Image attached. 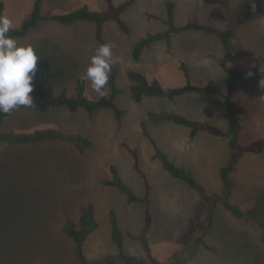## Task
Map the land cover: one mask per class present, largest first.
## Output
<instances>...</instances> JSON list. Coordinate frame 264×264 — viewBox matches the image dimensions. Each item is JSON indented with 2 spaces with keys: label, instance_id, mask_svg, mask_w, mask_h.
Listing matches in <instances>:
<instances>
[{
  "label": "rangeland",
  "instance_id": "obj_1",
  "mask_svg": "<svg viewBox=\"0 0 264 264\" xmlns=\"http://www.w3.org/2000/svg\"><path fill=\"white\" fill-rule=\"evenodd\" d=\"M36 0H0L3 16L17 29L29 18ZM131 0H112L114 7ZM246 0H132L122 18L130 34L121 31L115 21L102 24L99 39L97 25L77 21L64 25L41 20L23 38L21 46H32L41 58L34 80V103L39 90L53 87L57 97H73L96 49L102 44L114 45L112 66L117 68V88L122 93L115 105L124 112L118 120L112 110L94 114L86 110L71 113L63 107L27 110L19 107L11 112L0 133H34L58 130L79 134L88 139L89 147L81 148L70 141L55 139L38 144H9L0 141V264H80L73 238L65 233L68 221H81L88 205L93 204L98 228L86 239L83 252L91 264H101L119 254L113 241L110 215L113 211L124 233L123 251L127 256L149 260V254L138 239L146 226L145 206L130 203L127 196L106 182L111 179V166L117 168L122 181L139 197L145 190L141 178L133 170L130 154L122 143L139 150L140 166L151 185L152 222L147 240L150 254L157 264L179 257L180 264H264V228L248 216L236 218L222 201L225 187L221 171L230 161L228 141L198 138L190 153L182 155L165 146L188 142V130L176 129L158 137L163 130L158 118L164 113L178 114L191 121L209 122L224 132L229 131L225 99L214 93H188L173 101L145 97L141 103L132 98V82L127 74L139 71L163 86L178 88L187 84L181 65L186 64L192 84L215 87L226 93L230 75L221 67L224 55L223 34L227 32L231 14H238ZM173 3L176 28L188 23L208 26L215 33L187 31L171 33L170 41L162 40L143 50L134 61L136 45L148 35L169 30L167 5ZM93 12H108L107 0H44L42 15L68 14L82 7ZM234 54L228 63L232 71H246L264 63V6L236 22L233 31ZM261 78L253 75L238 83L233 91L237 108L235 119L242 127L236 135L241 146L264 139V91L258 87ZM108 95H110L109 83ZM86 95L98 100L86 81ZM215 109L214 111L212 109ZM246 108L247 113L241 109ZM149 113L157 118H150ZM145 122L159 151L177 166L190 171L208 196L220 197L210 202L212 225L204 245L189 248L188 238L193 221L205 202L197 191L177 180L154 158L156 149L144 136ZM190 130V129H189ZM161 145V147L159 146ZM164 152V153H165ZM227 201L244 212L257 208L264 200V150L261 154H244L229 176ZM186 243L185 245L183 244Z\"/></svg>",
  "mask_w": 264,
  "mask_h": 264
},
{
  "label": "trees",
  "instance_id": "obj_2",
  "mask_svg": "<svg viewBox=\"0 0 264 264\" xmlns=\"http://www.w3.org/2000/svg\"><path fill=\"white\" fill-rule=\"evenodd\" d=\"M44 0H36L33 6V10L29 16V18L22 24L20 28L11 29L8 33L13 39L23 38L32 30L35 29L38 25V22L41 20H51L58 21L64 25H72L77 21H86L92 22L97 25V32L99 39L102 37V24L107 21H115L122 32L125 34H130L131 30L129 25L122 18L123 14L130 8L132 5V0L127 1L120 6L114 7L112 5V0H107L110 5L109 11L100 13L93 12L88 9V7L84 6L80 10L62 14V15H53L49 17H44L42 15V4ZM256 3V11L252 10V0H246L244 8L238 14H231V19L229 26L227 28V32L223 34V45H224V55L220 61L221 67L223 70L230 75V82L228 83V90L226 93L221 92L215 87H201L198 85H194L191 83L189 71L187 69L186 64L181 65V70L185 73L187 78V84L178 87V88H169L163 86L157 79L150 80L148 77L139 71H129L127 76L129 80L132 82L131 94L132 98L136 103H141L145 97L148 98H166L168 100L173 101L176 98L182 97L188 93H214L221 97H223L227 103L228 108V121H229V131L224 132L220 130L218 127L212 125L209 122H197L191 121L186 117H183L178 114L172 113H164L160 115L158 118L164 121H171L177 125L185 126L191 129V137L194 138L198 132L204 131L209 134L228 138L229 145L231 148V156L230 161L226 167H224L221 171V179L223 181L225 187L224 197L222 199L225 208L233 214L236 218H244L248 216L251 220L258 223L261 227L264 228V200L263 202L255 209L249 210L248 212H244L240 207L231 205L227 198L230 195V181L229 176L236 169V166L240 160V158L245 153L253 152L256 154H261L264 150V139H260L254 141L253 143L241 146L238 144L236 140V135L238 131L242 129L241 125L237 123L235 119L236 106L233 101V91L238 83L246 76L248 71H252L254 75L258 78H262L264 74L259 72L257 67L246 70V71H232L231 68L228 67L229 61L232 59L234 54V46H233V31L236 27V22L240 21L246 15H250L254 12H257L259 8L264 6V0H255ZM174 8L175 5L173 3H169L167 5V14L168 20L167 24L169 30L162 33H157L153 35H148L146 38H143L136 45L133 51V59L134 61H139L143 50L152 46L154 43L166 40L170 41L171 33H181V32H189V31H197L202 33H215L216 31L208 26H204L197 23H188L183 27L176 28L173 25L174 22ZM4 12V4L0 2V16H3ZM118 76V70L115 67H111V72L109 76V87H110V95H105L103 97L100 96L98 100H90L86 95V80L79 79L77 82L76 93L73 97H57L55 95L54 89L50 85H45L39 90L38 98L39 100L34 103L33 106H21L23 109L27 110H41L48 107H63L69 110L71 113H76L79 110H86L89 114H94L99 110L108 109L112 110L116 115L117 119L120 120L124 112L118 109L114 103L115 98L119 96L122 91L117 88L116 79ZM242 112L247 113L248 110L246 108L241 109ZM11 113L5 114L0 113V129L3 121L10 116ZM156 114L149 113V117H155ZM142 128V132L144 136L150 141L151 145L156 149L154 158L161 161L165 170H167L172 177L179 179L186 183L189 187L194 189L199 193L203 201L205 202L204 207L202 208L200 214L194 218L193 221V231L191 232L188 241L189 243L183 244L188 246L189 248H194L197 245H204V238L209 231V228L212 225L211 213L212 208L209 203L216 202L220 200V197L216 196H208L205 193L204 188L197 182L192 173L184 168H181L175 165L164 153L159 151L157 148L156 142L151 135V132L148 129V126L145 122H141L140 124ZM65 140L78 144L81 148L89 147L90 142L88 139L82 137L79 134H65L58 130H38L34 133H0V141H4L9 144H38L43 143L50 140ZM121 146L130 154L133 161V170L135 173L141 178L144 184L145 195L144 197L139 198L134 191L126 185L122 179L120 178L117 168L115 166H111V174L112 177L109 179L106 184L111 185L115 188H118L119 191L123 192L130 203L141 202L145 206V218H146V226L144 228L143 233L140 237H136V235H131L133 239H138L141 242V245L149 254V260L139 258L137 256H127L124 251V233L122 232L119 221L116 214L112 211L110 215V223L112 227L113 241L119 250V254L111 259L106 260L101 264H157L150 254V248L148 245L147 235L149 231V227L152 222L151 218V207H150V192L151 185L148 182L147 176L142 170L140 166V156L139 150L136 148H131L127 144L122 143ZM95 209L94 205H88L85 213L78 223L74 221H68L66 226L65 233L68 234L71 238L74 239L76 248L75 254L80 262V264H91L89 263L84 255L83 246L87 239V237L94 232L98 228V223L95 219ZM178 256L174 257L171 261L173 264H180L179 257H182L183 260L188 257L184 251L177 254Z\"/></svg>",
  "mask_w": 264,
  "mask_h": 264
},
{
  "label": "clouds",
  "instance_id": "obj_3",
  "mask_svg": "<svg viewBox=\"0 0 264 264\" xmlns=\"http://www.w3.org/2000/svg\"><path fill=\"white\" fill-rule=\"evenodd\" d=\"M252 10L256 11L255 0ZM12 21L7 16H0V113H11L21 106L34 105V80L41 59L32 46H21L8 35ZM112 44L100 45L91 57L82 79L89 82L92 90L103 97L108 93V82L113 63ZM259 72L264 74V63L259 65ZM252 71L245 78H251ZM258 87L264 91V76ZM264 99V95L260 97Z\"/></svg>",
  "mask_w": 264,
  "mask_h": 264
},
{
  "label": "crops",
  "instance_id": "obj_4",
  "mask_svg": "<svg viewBox=\"0 0 264 264\" xmlns=\"http://www.w3.org/2000/svg\"><path fill=\"white\" fill-rule=\"evenodd\" d=\"M195 85V84H194ZM213 111L215 110L214 108L212 109ZM163 125V130H159L158 132V137L160 136H165L166 134H170L171 132H173L174 130L176 129H182V128H186V130H188V142L185 143V144H178V143H175V144H171V146H165L166 149H168L169 151L172 150V152H175V153H178L179 155H176L175 157L180 159L182 157V155H188L190 153V150H191V145H192V142H194L196 139L198 138H203V139H206V140H209V141H214V142H219V141H228L227 139L223 138V137H218V136H215V135H212V134H209L207 132H204V131H200L198 132V134L192 138L191 137V129L188 128V127H185V126H180V125H177L175 124L174 122H171V121H162ZM213 125V124H212ZM215 126V125H214ZM217 127V126H216ZM190 129V130H189ZM152 135V134H151ZM154 138V136H152ZM260 140V139H259ZM161 147V145H159ZM162 149V147H161ZM165 151L163 150L162 153H164ZM249 153H253V152H249ZM166 156V152L164 153ZM246 154V153H245ZM256 154V153H255ZM244 155V154H243ZM241 159V158H240ZM182 162L184 160V158H181L180 159ZM172 161V160H171ZM186 161V160H184ZM240 161V160H239ZM173 162V161H172ZM174 163V162H173ZM184 163V162H183ZM239 163V162H238ZM175 164V163H174ZM176 165V164H175ZM180 167V166H179ZM183 168V167H181ZM185 169V168H184ZM179 180V179H177Z\"/></svg>",
  "mask_w": 264,
  "mask_h": 264
}]
</instances>
